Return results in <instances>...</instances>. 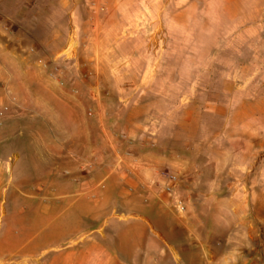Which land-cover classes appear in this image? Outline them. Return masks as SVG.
<instances>
[{
	"label": "rangeland",
	"instance_id": "obj_1",
	"mask_svg": "<svg viewBox=\"0 0 264 264\" xmlns=\"http://www.w3.org/2000/svg\"><path fill=\"white\" fill-rule=\"evenodd\" d=\"M2 105L8 109L0 137L10 136L9 155H20L1 173L0 244L8 237L22 245L17 256L89 232L130 264L134 239L104 240L96 231L102 216L88 220L77 205L65 207L78 196V203L96 198L92 189L58 201L54 195L74 192L96 168L103 176L117 170L128 176L134 157L142 166L176 156L190 170L185 176L157 165L141 189L142 204L155 197L157 211L203 219L215 202V215L253 216L255 193L236 187L264 185V0H0ZM33 138H50L71 164ZM162 169L180 175L183 212L169 206L157 184ZM157 211L143 212L159 230ZM103 229L110 233V222ZM71 249H49L40 262Z\"/></svg>",
	"mask_w": 264,
	"mask_h": 264
},
{
	"label": "crops",
	"instance_id": "obj_2",
	"mask_svg": "<svg viewBox=\"0 0 264 264\" xmlns=\"http://www.w3.org/2000/svg\"><path fill=\"white\" fill-rule=\"evenodd\" d=\"M7 55L13 56L16 61L24 65H32V62H27L26 56L18 52L8 50ZM24 71L26 73L28 68ZM9 138L10 136L7 135L0 137V150L2 151L0 182L1 173L10 171L12 164L18 160L20 155L18 150L11 151L10 155L13 159L8 160L10 156L8 151L12 144ZM49 140L50 138H37L36 140L33 138L31 143L35 141L40 145H45L48 154L63 163L71 164V161L64 156L61 147ZM84 144L88 145L89 140H86ZM159 164L185 173V176L190 173L187 163L180 157L155 156L148 164L139 167L135 175L127 176L122 170H117L114 174L108 173L103 176L100 168H96L90 179L79 185L74 183L76 187L74 192H63L54 195V198L58 201L66 195L73 194L74 196L80 188L92 189L97 195L96 198L91 199L84 193V196L89 198L88 201L78 203L76 202L78 196L65 207L77 205L88 220L102 216L103 222L96 231L104 240L114 244L116 236L119 235L134 239L135 243L132 242L128 252L131 256L130 264H264V185L262 183H244L236 187L237 190L255 193L251 201L254 208L253 216L246 212L233 216L215 215L219 204L213 202L212 215L203 219H193L190 216L171 213L163 208L157 211L156 207L159 208L161 205L155 197L152 198L150 204L141 203L142 186L152 183L156 177V174L152 173ZM255 175L257 176V173ZM127 186H132L134 191H128ZM154 187L158 190L160 188L157 185ZM242 205L247 207V200ZM242 205L239 204V207ZM145 207L158 212L159 230L154 228L150 219L144 214ZM228 208L235 207L229 205ZM4 211V200L0 199V218ZM132 212L138 213L139 216H131ZM109 222L111 232L106 234L103 227ZM82 241L84 244L75 250L73 247ZM63 247L72 248L59 257L63 264H124L117 254H114V257L108 254L104 246L89 232L80 233L77 238L70 239L63 246L50 245L41 253L32 256L28 254L17 256L22 245H16L5 237L0 244V264H42L40 259L43 253L52 248ZM59 258L54 257L49 264H55Z\"/></svg>",
	"mask_w": 264,
	"mask_h": 264
},
{
	"label": "built area",
	"instance_id": "obj_3",
	"mask_svg": "<svg viewBox=\"0 0 264 264\" xmlns=\"http://www.w3.org/2000/svg\"><path fill=\"white\" fill-rule=\"evenodd\" d=\"M12 103L16 104V100L14 96L10 97ZM8 106L2 105L0 106V125L2 124V119L4 118L7 112ZM141 162L138 160L137 157L132 158L130 163L126 166V171L129 175H135L141 167ZM91 167V163L89 165ZM159 179L157 184L161 185L163 189L169 195V206L175 209L177 212H183L185 209V200L178 194V186L181 182L180 175L172 170L169 169H162L158 173ZM149 185H143L142 187L146 188Z\"/></svg>",
	"mask_w": 264,
	"mask_h": 264
}]
</instances>
